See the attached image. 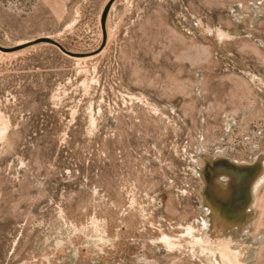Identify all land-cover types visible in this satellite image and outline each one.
Instances as JSON below:
<instances>
[{"label": "rangeland", "instance_id": "obj_1", "mask_svg": "<svg viewBox=\"0 0 264 264\" xmlns=\"http://www.w3.org/2000/svg\"><path fill=\"white\" fill-rule=\"evenodd\" d=\"M263 158L264 0H0V264H264Z\"/></svg>", "mask_w": 264, "mask_h": 264}, {"label": "bare ground", "instance_id": "obj_2", "mask_svg": "<svg viewBox=\"0 0 264 264\" xmlns=\"http://www.w3.org/2000/svg\"><path fill=\"white\" fill-rule=\"evenodd\" d=\"M204 174L206 181L208 182L207 191L210 194V197L213 199L209 206V211H211L215 216H218L220 213H222V210L230 209L232 217L237 218L240 207L244 204L243 201L250 196L252 197V194H254L256 198V207H254L255 209L258 208L257 203L260 201V190L264 186V158L256 165L254 164L252 166L238 165L221 160L219 162L213 161L208 164ZM223 176H227L223 180L226 179L228 181L229 188L231 189V197L227 199L216 195L217 185L215 183V179L217 177ZM212 241L216 243L218 240L213 239ZM197 244L200 246L203 252L208 251L205 244L200 245L198 241ZM216 246V249L211 251V255H219L221 261H219L217 264H243L245 262L247 253L244 246L233 245L232 243L225 242L219 243ZM216 260L218 261V259Z\"/></svg>", "mask_w": 264, "mask_h": 264}]
</instances>
